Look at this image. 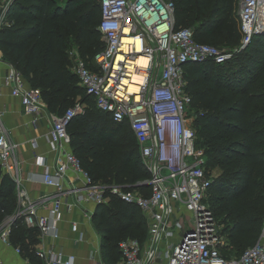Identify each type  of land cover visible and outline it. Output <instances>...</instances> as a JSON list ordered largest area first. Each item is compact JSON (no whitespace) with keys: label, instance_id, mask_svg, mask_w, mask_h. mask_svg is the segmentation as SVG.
Here are the masks:
<instances>
[{"label":"built area","instance_id":"1","mask_svg":"<svg viewBox=\"0 0 264 264\" xmlns=\"http://www.w3.org/2000/svg\"><path fill=\"white\" fill-rule=\"evenodd\" d=\"M9 1L0 3V27ZM98 1L97 29L104 45L93 56V68L86 65L76 48H69L71 70L85 92L93 96L96 107L115 121L127 120L147 171L140 182L149 186L146 195L118 185L111 187L123 201L138 206L146 225L143 241H119L120 263L264 264V216L252 245L238 256L226 258L221 253L229 245L205 201L209 178L204 172L203 148L195 143L187 115L190 95L184 76L188 62H223L244 48L253 34L264 32V0H239L240 38L233 50L195 40L190 28H174L173 0ZM3 83L19 98L33 125L41 116L47 118L46 137L53 160L49 163L46 155H39L34 164L41 168L37 179L53 190L32 196L23 187L14 153L16 144L7 136L0 109V167L13 179L16 195L13 212L0 220V241L11 245L10 226L18 217L26 226L37 228L39 242L57 238L65 209L105 200V186L91 179L69 147L65 125L82 106L76 102L60 115L48 112L39 91L9 63ZM82 215L90 219L91 213L82 210ZM77 226L70 221L72 231H77ZM82 239L79 232L76 240ZM13 248L19 253L17 246ZM35 253L39 264L74 261L73 254L53 246L40 245Z\"/></svg>","mask_w":264,"mask_h":264},{"label":"trees","instance_id":"2","mask_svg":"<svg viewBox=\"0 0 264 264\" xmlns=\"http://www.w3.org/2000/svg\"><path fill=\"white\" fill-rule=\"evenodd\" d=\"M173 3L174 28H190L195 40L226 50L238 47L239 0ZM5 14L10 23L0 27L2 59L39 91L48 112L60 115L76 102L82 106L65 125L69 147L91 179L105 186V200L95 205L90 221L103 264H121L119 241H143L146 225L138 206L123 201L111 187L146 195L149 186L140 180L147 171L127 120L115 121L96 107L78 83L68 55L69 48H76L93 68V56L104 45L97 29L99 1L10 0ZM240 56L232 63L205 59L184 66L187 115L209 178L205 201L227 238L229 246L221 250L226 258L240 255L257 240L264 216V127L253 115V105L260 102L254 86H264V33L253 34L231 57ZM235 67L243 75L234 74ZM212 169L217 173L211 174ZM15 205V183L0 167V220ZM8 239L23 257L40 263L35 226L15 218Z\"/></svg>","mask_w":264,"mask_h":264},{"label":"crops","instance_id":"3","mask_svg":"<svg viewBox=\"0 0 264 264\" xmlns=\"http://www.w3.org/2000/svg\"><path fill=\"white\" fill-rule=\"evenodd\" d=\"M7 69L6 61L0 59V109L3 110L2 120L6 127L8 138L16 144L15 157L21 173L22 185L27 192L36 196L39 193L51 192L53 187L42 183L38 177L41 170L36 167L34 159L39 156H47L52 163V153L48 150L49 142L46 137L48 122L45 116H41L35 125L31 123V116L25 114L19 98L10 93L9 86L4 85L3 77ZM77 184H79L77 182ZM93 202H83L65 209L63 219L58 223L59 236L57 238H45L38 240L37 246H53L64 254H73V264H103L100 257L99 241L90 219L82 215V210L92 212L95 207ZM70 221L77 222V231H72ZM82 232L83 239L76 240V236ZM98 238V237H97ZM97 241V245L95 241ZM99 254V255H98ZM0 264H35L16 252L12 245L0 241Z\"/></svg>","mask_w":264,"mask_h":264},{"label":"rangeland","instance_id":"4","mask_svg":"<svg viewBox=\"0 0 264 264\" xmlns=\"http://www.w3.org/2000/svg\"><path fill=\"white\" fill-rule=\"evenodd\" d=\"M8 0H0V3L1 4H3V3H6ZM10 23V21H8L6 18H5V20H4V25H6V24H9ZM262 33H264V32H262ZM232 56V55H231ZM243 57L242 56H240L238 59H236V58H233V57H231V59H230V57L228 58L229 59V61H230V63H232V62H235V61H239L240 59H242ZM233 73L235 74H238V75H243L242 73V71H241V69L239 68V67H235L234 69H233ZM236 71V72H235ZM254 90H255V92H256V95H259V97H260V102H258V103H256V104H254L253 105V115L254 116H256L257 118H258V120L260 121V126L261 127H264V86H262V85H255L254 86ZM190 121H191V118H190ZM217 169H212L211 170V174H215V173H217ZM220 227V226H219ZM183 233V230L182 231H180V234H182ZM96 239L98 240V238H97V236H96ZM95 241V243H94V245L96 244L97 245V241L96 240H94Z\"/></svg>","mask_w":264,"mask_h":264},{"label":"water","instance_id":"5","mask_svg":"<svg viewBox=\"0 0 264 264\" xmlns=\"http://www.w3.org/2000/svg\"><path fill=\"white\" fill-rule=\"evenodd\" d=\"M145 184H148V182H144ZM92 212H93V210H92Z\"/></svg>","mask_w":264,"mask_h":264}]
</instances>
